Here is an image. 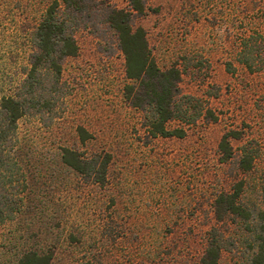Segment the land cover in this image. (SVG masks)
<instances>
[{"label": "rangeland", "instance_id": "1", "mask_svg": "<svg viewBox=\"0 0 264 264\" xmlns=\"http://www.w3.org/2000/svg\"><path fill=\"white\" fill-rule=\"evenodd\" d=\"M53 1L0 0V96L24 79L32 32ZM141 2L137 13L132 0H89L73 35L77 53L61 60L55 111L17 120L14 155L27 189L14 218L0 223V264L30 250L51 253L54 264H199L212 227L229 242L219 264H251L257 224L216 220L214 199L242 181L240 203L264 211V0ZM107 6L131 11L158 67L179 69V95L213 117L170 121L183 137L147 133L143 112L123 97L124 56ZM226 133L232 156L222 160ZM64 147L108 154L105 181L63 163ZM242 150L253 155L247 171Z\"/></svg>", "mask_w": 264, "mask_h": 264}, {"label": "trees", "instance_id": "2", "mask_svg": "<svg viewBox=\"0 0 264 264\" xmlns=\"http://www.w3.org/2000/svg\"><path fill=\"white\" fill-rule=\"evenodd\" d=\"M132 9L143 11L141 0H132ZM89 0H54L48 5L32 32L35 50L29 55L26 75L13 94L0 96V223L14 218L23 203L27 189L25 174L14 149L17 144V120L24 115L54 112L63 91L59 85L61 60L77 53L74 31L82 19L89 17ZM131 11L114 7L105 8V22L116 32L119 49L124 56L125 77L123 97L143 112L147 133L152 136L183 137L184 126L169 128L168 123L178 120L183 124L194 122L199 115L213 117L211 110L198 109L190 96L179 95L180 72L176 66L158 67L147 44L144 29L131 26ZM80 138L87 136L78 128ZM224 134L218 144L222 160L232 156L229 137ZM62 162L78 173L91 177L96 183L105 181L108 154L101 160L86 158L69 148L61 150ZM253 155L242 150L238 166L247 171ZM242 181L229 192H221L214 199L216 220L235 217L245 222L254 220V247L251 264H264V211L253 214L243 206L239 197ZM229 244L227 236L217 227L207 232V242L199 264H219L221 251ZM13 264H54L52 254L37 251L24 252Z\"/></svg>", "mask_w": 264, "mask_h": 264}]
</instances>
